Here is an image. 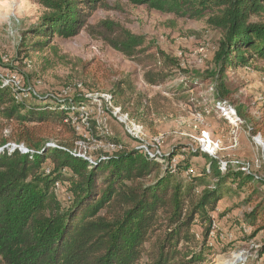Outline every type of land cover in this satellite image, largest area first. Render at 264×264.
Segmentation results:
<instances>
[{"label":"trees","instance_id":"obj_1","mask_svg":"<svg viewBox=\"0 0 264 264\" xmlns=\"http://www.w3.org/2000/svg\"><path fill=\"white\" fill-rule=\"evenodd\" d=\"M35 1L44 15L23 35L22 61L31 54L43 55L45 63L51 62L48 54L68 60L56 39L85 32L141 67L147 85H167L181 70L177 58L119 22H91L100 10L120 11L126 5L176 20L205 21L222 32L214 67L205 76L216 82L219 100L241 90L229 83L230 73L252 67L264 75V67L257 68L264 64V0H116L114 6L111 0ZM169 24L175 27L176 21ZM135 93L130 74H122L110 91L116 108L145 123L144 111L133 104ZM34 97V89L24 92L0 79V124L12 130L0 139V264H204L211 250L212 214L226 194L242 193L252 206L246 216L254 229L250 237L263 233L260 256L264 253V179L238 164L179 147L161 156L166 167L119 137L102 135L99 122L89 118L83 126L108 149L85 157L79 144L89 140L80 131L84 117L79 110L91 99L77 92L71 99L51 97L53 105L35 107L30 102ZM139 97L144 107V97ZM247 121L253 122L252 134L263 132L260 121ZM187 154L190 158L174 166L179 155ZM199 156L206 167H195L193 159ZM174 170L187 181L175 179ZM57 185L71 195L68 206Z\"/></svg>","mask_w":264,"mask_h":264},{"label":"rangeland","instance_id":"obj_2","mask_svg":"<svg viewBox=\"0 0 264 264\" xmlns=\"http://www.w3.org/2000/svg\"><path fill=\"white\" fill-rule=\"evenodd\" d=\"M115 1L111 0V6ZM121 7L120 11L100 10L91 22L95 24L107 18L119 22L177 58L181 70L167 85H147L141 67L103 42L91 39L85 32L72 39H56L61 55L69 56L68 60L61 61L48 54L51 62L45 63L43 55L31 54L22 61L25 55L23 35L44 15V9L35 0H0V77L21 81L24 92L34 89L36 97L42 99L31 98V105L35 107L53 105L51 97L71 99L77 92L91 99L79 110L84 117L79 124L80 131L89 140V143L79 144V152L85 157L91 158L96 150L108 149L87 132V126H83L89 118L99 122L102 135L117 136L132 149H142L145 153L149 150L166 167L168 164L161 156H168L174 147H179L187 153L202 151L222 164H238L242 170L245 168L264 179L263 73L252 67L230 73L229 83H235L241 90L223 102L217 98L216 82L205 77L214 67V53L223 35L221 31L205 21L176 20L145 7ZM259 20L254 19L255 22ZM169 21H176V26H171ZM257 66L264 67V64ZM12 68L18 73L14 74ZM122 74L131 75L136 89L133 104L141 109L140 112L144 111L145 123L132 120L113 103L110 91ZM140 94L144 97V107L149 110L141 106ZM248 118L260 121L263 132L252 134L253 122L248 124ZM49 130L43 129L46 133ZM11 133V126L0 124V139ZM9 145L12 147L14 143ZM21 149L25 150L23 145ZM188 157V154L179 155L173 161L174 166ZM193 163L197 168L208 164L203 156L195 157ZM173 174L175 179L187 181L186 175L180 176L175 170ZM56 188L59 198L68 206L71 195L65 187L57 185ZM246 197L247 193L235 197L226 194L218 204L219 210L212 214L214 231L208 239L211 250L204 264H264V253L260 256L263 233L254 239L250 237L254 229L246 223V216L252 206L245 204ZM194 231L202 241L201 228L196 226Z\"/></svg>","mask_w":264,"mask_h":264},{"label":"bare ground","instance_id":"obj_3","mask_svg":"<svg viewBox=\"0 0 264 264\" xmlns=\"http://www.w3.org/2000/svg\"><path fill=\"white\" fill-rule=\"evenodd\" d=\"M13 78V77H12ZM0 79H2L3 83L5 86L7 87H12V88H16V89H21V86H20V83L17 79H9V78H6V77H0ZM228 105V104H227ZM225 107V105H224ZM229 108V107H228ZM228 112V111H226ZM230 112V111H229ZM237 125V124H236ZM154 152V151H153ZM146 154L150 155L151 157H156L153 153H151L149 150H147ZM161 154V153H160ZM159 157V156H158ZM163 158V157H162ZM161 159V158H160ZM245 171V168L244 170Z\"/></svg>","mask_w":264,"mask_h":264},{"label":"built area","instance_id":"obj_4","mask_svg":"<svg viewBox=\"0 0 264 264\" xmlns=\"http://www.w3.org/2000/svg\"><path fill=\"white\" fill-rule=\"evenodd\" d=\"M2 77H4V76H2ZM7 78H9V79H11V80H12V78H11V77H7ZM19 83L21 84V81H19ZM138 139H139V137H138Z\"/></svg>","mask_w":264,"mask_h":264},{"label":"water","instance_id":"obj_5","mask_svg":"<svg viewBox=\"0 0 264 264\" xmlns=\"http://www.w3.org/2000/svg\"><path fill=\"white\" fill-rule=\"evenodd\" d=\"M24 151L27 152L28 150L25 149Z\"/></svg>","mask_w":264,"mask_h":264}]
</instances>
